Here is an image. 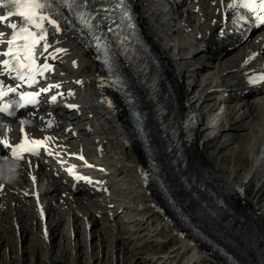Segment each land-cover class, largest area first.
<instances>
[{
	"label": "bare ground",
	"instance_id": "1",
	"mask_svg": "<svg viewBox=\"0 0 264 264\" xmlns=\"http://www.w3.org/2000/svg\"><path fill=\"white\" fill-rule=\"evenodd\" d=\"M236 2L128 0L157 74L166 85L164 99L170 101L177 137L170 133V117L157 112L149 88L131 66L121 62L143 111L146 139L132 124L131 110L103 74V67L94 63L91 72L82 70L86 58H97L95 53L61 25L59 31L45 36L41 70L48 81L59 86L51 87L47 98L70 87L62 95L75 99L78 106L60 110V99L47 102V110L35 116L25 111L19 115V122H26L27 136L43 141L35 155L18 160L0 147V264H59L58 256L65 264H104L107 260L131 264L139 246L121 238L124 229L139 237L147 228L160 233L148 215L152 211L142 218L136 216L148 208L159 209L172 225L180 237V254L185 255L180 259L178 254L172 263L162 255H152L132 264H195L201 260L208 264H264V241L257 234L261 231L264 236V199L258 194L264 185V81L257 78V73L264 74V27H254L249 33L224 31ZM0 14L7 16L4 9ZM11 23H17V18L0 21V48L12 30L7 26ZM199 55L207 58L203 69H209V60L216 59L202 82L209 77L215 81L214 97L224 103L225 112L214 113V102L208 109L210 121L202 129L205 100L198 96L189 101V89L183 86L187 77L193 87L199 85V66L186 67ZM96 76L98 88L92 81ZM99 93L109 98L115 112L96 102ZM236 101H241L238 106L231 104ZM226 114L233 116L231 120L227 117L229 122L222 120ZM51 120L55 125L48 127ZM18 124L11 125L9 136L17 134ZM216 124L221 125L222 133L203 135ZM233 127L244 129L246 138L235 141L232 152L237 157L227 165L217 157L224 146L208 151L205 143L221 134L226 146L232 145L223 129ZM0 136H5V127L0 126ZM176 139L180 142L175 143ZM245 152L250 164L244 177H239L235 164L241 163L238 156ZM225 169L227 175H223ZM255 173L260 180L254 194H248L246 186ZM144 193L148 204L137 207L143 203L138 194ZM25 236L31 241L30 256Z\"/></svg>",
	"mask_w": 264,
	"mask_h": 264
},
{
	"label": "rangeland",
	"instance_id": "2",
	"mask_svg": "<svg viewBox=\"0 0 264 264\" xmlns=\"http://www.w3.org/2000/svg\"><path fill=\"white\" fill-rule=\"evenodd\" d=\"M188 52H189V50H186V51L183 52V54L187 55ZM222 56H225V55H222ZM87 57H89V56L87 55ZM94 59L96 60L95 64L97 63L101 67L100 63L97 61V58H94ZM205 59H207V58H204V57H202L200 55L199 56H195L194 58H192L191 62L187 63L188 65L186 66L188 68V70L192 69V68H195L196 66H199V70H198L199 74H197V81H199L198 82L199 85H195L193 87L192 86V79L189 78V77H187V78H185L183 80V86L186 89L187 88L189 89V93L187 95L189 101H190V99H193L194 97H197V96H201V98L203 100H205V106L203 107V111H205V113H207V114H205L203 119H201V123L199 125V129L204 128V126H206L208 124V122L210 121V116L208 114L210 111L208 109H210V107L213 106L212 104L214 102H215V105H214L213 112L214 113L222 112V114H225V112L222 111V107H224V103H219L218 100L216 101V98L214 97V95L217 94L216 88H214L215 81H213V79L211 77H209L207 81L202 82V78L204 77V73L206 71H208V70H212L214 68V66H212V64L216 61V59L209 60L211 65L209 64V66H206L209 69H203V65H204L203 62L206 63ZM86 60L88 61V63L86 65V67H84L82 70L91 72L92 69H93V66H94V62L90 59V57H89V59L86 58ZM87 73L89 74V72H87ZM103 74H104V72H103ZM162 84H163V91L166 92V85L164 83H162ZM261 94H263V93H261ZM94 97H95V95H94ZM166 101L169 103V111H170V101H169L168 97H167ZM240 102L241 101H236V102H232L231 104H233L234 106H238L240 104ZM195 104L196 103L193 102V103H191V106H193ZM231 107H232V105H231ZM166 114H167V118L166 119H168V116H170L169 112L166 113ZM188 116L191 117V114H188ZM228 116H229L230 120L233 118V116H231L229 114H226L225 116L222 117V120H224V122L225 121L229 122L230 120H227ZM217 118H219V116H217ZM168 122H167V124H170V121H168ZM238 124L239 123H235V125H238ZM220 128H221V125L220 124H216L212 128H210L207 132H203V135H204V133L206 135V133L207 134H212L213 132H216V131L220 132ZM223 130H224L223 132L229 133V136L231 137V140L233 141V143H231L232 145L229 144V145L226 146L227 143L222 140L221 134L218 133L219 135L217 137H215L213 139H210L209 141H207L205 143V147H207V150L209 151V150H215L218 146H224L218 152L217 157H220L222 159V161L227 163V165H228V164H230V162L232 161V159L234 157H237V156H234L233 152H232L233 149L235 148L234 147L235 141H238L241 137H243L244 140H245L246 137L242 135V133L245 132L244 129L242 131L239 128H234L233 127V129H228V130L223 129ZM220 133H222V132H220ZM201 135H202V133H201ZM232 135H234V137ZM249 137L250 136H248L247 137V141L244 142L245 146L247 145V143H248V141L250 139ZM238 158L241 159L242 161H241V163H238V165L235 164V169H237V171L239 173V177H244L245 173L247 172V167L250 164V159H249V157H248L246 152L243 153V154H239ZM228 172H229V170L225 169L224 172H223V175L224 174L227 175ZM258 180H260V175L255 173L251 177L250 181L247 183L246 191H247L248 194H254V188H255ZM119 189H121V188H119ZM140 190L143 191L144 189H140ZM151 192H152V189L150 190V193ZM258 194L261 195L260 196L261 199H264V185L259 188ZM147 196H148L147 193L138 194V198L140 197V200L143 202V203H139L138 207L148 204V201H146ZM145 211L141 212V214L136 215V216L138 218L139 217L142 218L143 216H145L146 213L152 211L151 213H148V215H150V219L153 221L152 222L153 227L154 228L158 227L160 229V233H156V232H154L152 230H148V228H147L146 230H144L142 232V235L139 237L136 234V232H134L132 234V230L124 229L123 235H122L121 238L123 240H126L128 243H131V244L136 243V246H139L133 252V254H136V255H135V257L133 259L130 260L131 264L133 262H138L139 259H143V260L144 259H148L152 255H157V256L158 255H162L163 258H166L167 261L169 260L172 263L175 260L174 258L178 254H180V251H181L180 237L176 234V231L172 228V225H170L168 223L167 219H164V217L161 214V212L154 211L151 208L145 209ZM121 214H123V213H121ZM132 224H134V222H132ZM11 235H12V232L9 231L8 232V236H11ZM25 237H27V239H29L28 236H25ZM30 242L31 241L29 239L28 242L26 243V244H28V245H26V247H27L26 250L28 251L27 254L29 253V250L32 249V247L29 248ZM97 242H96L97 245H96L95 248H98V246L100 244L99 240ZM122 242L123 241L120 240L121 244H122ZM33 247H37V245H34ZM176 247H179V248L175 249ZM80 248L81 247H79L78 251L80 250ZM123 248H124L123 251H125V246L124 245H123ZM172 248H174V249H172ZM100 250H101V248H99L98 251H100ZM89 251H90V248H89ZM67 253H69V252L68 251L65 252V254H67ZM184 255H185V253L184 254H180V259H183ZM127 257L128 256L126 255V258ZM56 258H57V261L59 262V264H65L62 257L58 256ZM109 262H110V260H107V261L104 262V264H116L115 261H113V263H111V262L109 263ZM35 263H37V261ZM41 264H43V263H41ZM70 264H75V263L72 262ZM195 264H208V263H207L206 260H201V261L196 262Z\"/></svg>",
	"mask_w": 264,
	"mask_h": 264
},
{
	"label": "snow or ice",
	"instance_id": "3",
	"mask_svg": "<svg viewBox=\"0 0 264 264\" xmlns=\"http://www.w3.org/2000/svg\"><path fill=\"white\" fill-rule=\"evenodd\" d=\"M56 0H0V5L7 8V16L0 15V21H7V19L13 15H17L20 17L21 22L19 24L11 23L7 26L12 29H18V31L14 34L13 40L9 41L10 44L15 43L16 37L19 36L21 39L25 40L26 43L21 45L23 48V54H17L14 58L21 62L27 59H33L35 57L34 49L40 43L41 40L45 39V34L47 32V28L45 27V22L49 26H52L55 31H59V24L55 18L52 17L50 9ZM60 3H68L69 0H59ZM74 3L75 0H72ZM122 3V0H121ZM259 3L261 10H264V0H237L236 3L231 5V7H244L249 9L252 12H255L256 9L252 7L253 4ZM23 6L26 8V11H17V9ZM264 22V17H258ZM32 28L39 29V34L32 31ZM11 51L3 53V55H10ZM5 66L8 65V61L5 60L2 62ZM47 68V66H45ZM19 79L23 80L24 76L20 75ZM259 79L264 80V76L259 77ZM34 82V81H33ZM31 86V85H29ZM17 87L9 88L8 91L15 93ZM52 87H59L58 85H54ZM49 89H41V92H47ZM6 93L0 92V96H4ZM40 93L37 92H26L22 93L20 99H26L29 104H35L37 102V97ZM52 100L55 101L56 97L53 96ZM12 108V104H6L2 108H0V113H8L12 115V112L9 111ZM26 135V133H25ZM30 144H42L43 141H29ZM0 147H3L5 150L13 149V155H16L15 148H24L26 147L24 144H20L17 146H12L7 140L0 139ZM29 151H32L29 149ZM23 158V157H21Z\"/></svg>",
	"mask_w": 264,
	"mask_h": 264
},
{
	"label": "water",
	"instance_id": "4",
	"mask_svg": "<svg viewBox=\"0 0 264 264\" xmlns=\"http://www.w3.org/2000/svg\"><path fill=\"white\" fill-rule=\"evenodd\" d=\"M257 234L259 235L260 239H261L262 241H264V236H263L262 232L259 231V232H257Z\"/></svg>",
	"mask_w": 264,
	"mask_h": 264
}]
</instances>
